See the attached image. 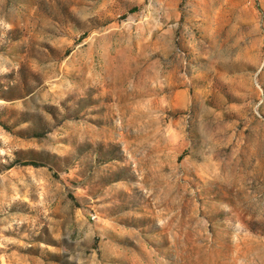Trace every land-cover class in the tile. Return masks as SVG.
<instances>
[{"label":"rangeland","instance_id":"obj_1","mask_svg":"<svg viewBox=\"0 0 264 264\" xmlns=\"http://www.w3.org/2000/svg\"><path fill=\"white\" fill-rule=\"evenodd\" d=\"M0 264H264V0H0Z\"/></svg>","mask_w":264,"mask_h":264}]
</instances>
